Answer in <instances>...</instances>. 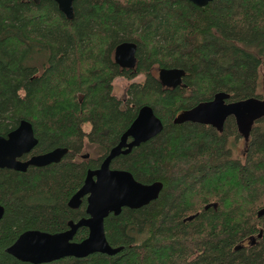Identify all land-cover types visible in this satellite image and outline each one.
<instances>
[{"label":"trees","instance_id":"obj_1","mask_svg":"<svg viewBox=\"0 0 264 264\" xmlns=\"http://www.w3.org/2000/svg\"><path fill=\"white\" fill-rule=\"evenodd\" d=\"M73 15L67 20L52 0H0V137L26 121L37 145L22 161L67 149L57 164L0 169V264H28L5 253L24 232L60 233L86 217L85 199L78 209L68 201L144 106L161 133L110 168L142 184L161 182L158 198L104 220L109 245L122 248L116 255L48 264H264V121L251 130L242 161L229 147L239 137L232 118L221 133L174 123L218 93L227 102L261 98L264 0L202 8L188 0H74ZM126 42L136 45L130 70L113 58ZM160 69L182 70L181 84L163 87ZM139 76L125 102L112 95L116 78ZM87 147L95 157L83 158ZM87 234L80 228L73 241Z\"/></svg>","mask_w":264,"mask_h":264},{"label":"water","instance_id":"obj_2","mask_svg":"<svg viewBox=\"0 0 264 264\" xmlns=\"http://www.w3.org/2000/svg\"><path fill=\"white\" fill-rule=\"evenodd\" d=\"M52 1L67 20L73 19L74 0ZM188 1L202 8L212 0ZM33 2L38 5L40 0ZM135 54L134 43H122L114 50V62L122 69H132L136 65ZM183 76L184 72L180 69L158 70L159 82L169 89L178 87ZM228 99V94L218 93L211 101L179 114L174 123L192 121L210 126L221 133L225 120L232 117L236 121L239 133L247 136L254 122L264 117V100L249 98L239 102H227ZM162 129L163 126L152 109L148 106L142 107L129 128L122 134L118 144L109 151L97 169L87 172L82 187L68 201L70 209H78L82 199H85L86 217L77 222H68V229L60 233L26 231L5 249V253L28 264H48L65 258L82 259L92 254L113 256L119 253L122 248H112L106 240L104 220L109 215L118 216L122 209L138 210L155 201L162 190V183H139L130 173L111 169L110 164L118 156L127 155L132 149L155 138ZM36 145L37 139L32 125L20 121L6 137H0V169L25 172L28 167L41 168L57 164L67 153L65 148H57L22 161L21 158L29 154ZM210 206L215 207L216 204L207 205L204 209L207 210ZM3 215L4 208L0 205V220ZM80 228H86L88 234L84 240L77 243L73 238Z\"/></svg>","mask_w":264,"mask_h":264},{"label":"rangeland","instance_id":"obj_3","mask_svg":"<svg viewBox=\"0 0 264 264\" xmlns=\"http://www.w3.org/2000/svg\"><path fill=\"white\" fill-rule=\"evenodd\" d=\"M156 73V72H155ZM260 77V86L258 88V92L260 96L264 97V70H261L259 73ZM143 81V78L141 76L136 77L130 81L123 79V78H116L112 82V95L119 101L125 102L126 100V90L130 86V84L133 83H141ZM264 117L260 118L258 122H263ZM254 123L253 125H257V123ZM259 123V124H260ZM264 125V124H263ZM254 127V126H253ZM84 131H89V125H85L83 127ZM229 147H231L232 151V156L237 158L238 160L242 161L243 160V155L245 154V146L243 139L241 137H238L237 139H230L229 141ZM83 155H87L88 157L86 159H91L92 157H95L97 152L94 148H85L83 150Z\"/></svg>","mask_w":264,"mask_h":264},{"label":"flooded vegetation","instance_id":"obj_4","mask_svg":"<svg viewBox=\"0 0 264 264\" xmlns=\"http://www.w3.org/2000/svg\"><path fill=\"white\" fill-rule=\"evenodd\" d=\"M133 69V68H132ZM130 70V69H129ZM156 75H157V78H158V71H156ZM264 84V83H263ZM259 100H264V97H262L261 96V98L259 99ZM229 118H232V117H229ZM228 119V118H227ZM226 119V120H227ZM233 119V121H234V124H235V126H236V130H237V134L239 135V137H241L242 139H243V142H244V146H246L247 145V143H248V141H249V138H250V133H251V130L253 129V126H255V125H252L251 127H250V131H249V133H248V135L247 136H244V135H241L240 133H239V131H238V128H237V124H236V121H235V119L234 118H232ZM226 120H225V122H226ZM225 122H224V124H225ZM184 123H191V124H198V123H196V122H192V121H188V122H184ZM255 123V122H254ZM257 123V122H256ZM200 125V124H199ZM223 127H224V125H223ZM223 131V130H222ZM221 131V132H222ZM30 154V153H29ZM29 154H27V155H29ZM31 156H34V155H30L26 160H28ZM87 156V155H86ZM88 157V156H87ZM86 157V158H87ZM23 161H25V160H23Z\"/></svg>","mask_w":264,"mask_h":264}]
</instances>
